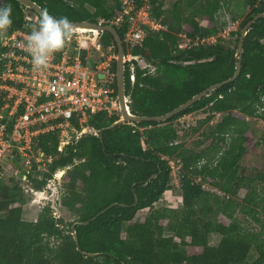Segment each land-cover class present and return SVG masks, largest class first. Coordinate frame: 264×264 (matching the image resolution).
I'll return each instance as SVG.
<instances>
[{"label":"trees","instance_id":"16d2710c","mask_svg":"<svg viewBox=\"0 0 264 264\" xmlns=\"http://www.w3.org/2000/svg\"><path fill=\"white\" fill-rule=\"evenodd\" d=\"M33 1L57 19L101 24H108L123 9L119 0ZM143 1L134 0L136 10ZM221 1L173 0L166 7L163 0H148L151 16L165 29L149 31L142 45L129 51L123 42L126 54L139 56L154 67L150 71L132 59L135 80L131 82L130 62L125 63V95L132 114H164L232 76L240 31L254 15L264 12V0H246L248 13L239 23L233 44L222 38L203 41L220 30L215 13ZM8 6L13 23L6 30L20 28L25 7L17 0L0 1V7ZM113 26L123 40L126 22ZM180 33L196 44L179 47L183 41ZM263 40L264 17L252 23L244 37L239 76L166 121L127 122L100 135L99 130L119 116L106 111L91 113L84 126L96 134L88 132L76 138L74 132L62 150L58 149L60 129L36 135L32 150L43 152L46 167L38 170L33 159V172L27 174L28 190L43 191L53 174L65 169L58 199L61 215L55 217L51 205L45 204L35 220L24 219L23 206L30 199L19 183L2 182L1 167L0 264H264V224L260 218L264 193L254 184L264 188V172L248 177L241 165L251 141L245 134L246 117H264V111L259 112L264 95ZM99 41L117 53L111 33L101 32ZM115 67L113 60L114 73ZM113 86L117 88L116 78ZM200 111L209 113L192 129L194 132L214 114L221 118L209 131H203L213 146L197 152L180 140L178 120ZM70 120L79 131L78 117ZM226 135L231 136L230 141ZM170 159L180 164L182 206L178 209L155 206L171 186ZM203 159L205 162L199 164ZM153 174L156 176L148 180ZM241 188L247 189L242 198L238 196ZM113 203L88 224L75 226L81 250L98 253L81 254L72 236V224L88 220ZM247 216L261 223V228L253 226ZM212 233L219 236L214 245L209 243Z\"/></svg>","mask_w":264,"mask_h":264},{"label":"built area","instance_id":"2783aa9c","mask_svg":"<svg viewBox=\"0 0 264 264\" xmlns=\"http://www.w3.org/2000/svg\"><path fill=\"white\" fill-rule=\"evenodd\" d=\"M119 1L123 9L109 23L126 22L123 41L128 49L142 45L149 31L165 29L146 6L136 10L134 0ZM39 20L28 12L20 28L0 33V168L6 161L28 157L33 138L47 130L60 129L58 149L62 150L64 142L77 131L70 120L74 115L83 130L91 113L119 114L114 73L110 72L108 63L96 64L86 55L90 45L100 48L99 33L73 30L65 47L50 57L48 68L36 71L26 42ZM188 41L191 44V39ZM132 58L135 57L126 55L127 60ZM130 70L133 82L132 64ZM125 99L129 102L128 97ZM57 119L59 121L55 122ZM142 145L144 147V143ZM37 155V160H42L43 152L38 151ZM169 164L173 168L175 163L170 160Z\"/></svg>","mask_w":264,"mask_h":264},{"label":"rangeland","instance_id":"374dc122","mask_svg":"<svg viewBox=\"0 0 264 264\" xmlns=\"http://www.w3.org/2000/svg\"><path fill=\"white\" fill-rule=\"evenodd\" d=\"M1 1V0H0ZM165 2V6L169 7L173 0H163ZM246 0H223L220 3L218 10L215 13V19L220 27V30L217 32L216 35L210 37L208 40H204L207 42H211L216 40L217 38H222L226 41H229L231 44L234 43L236 39V30L239 27V23L248 13V8L246 5ZM151 13L150 3L148 0H144L142 3V7ZM87 7L93 10V7L87 4ZM89 34V33H87ZM178 37L183 40L179 47L184 48L192 44H196V42L190 44L188 38L185 36L184 33L178 34ZM264 41V40H263ZM91 58L94 63H108L107 67H110L113 60L116 58V51L114 47H100L96 49L94 46H89L88 53L86 54ZM138 65L140 67H148L150 71L154 70L152 65H148L145 60L141 57H137L136 59ZM259 112L262 110L259 108ZM208 111H200L196 113L186 114L180 117L178 120V128H179V135L180 140L184 142L187 148L192 149L194 151H201L206 148V146H213L211 139H205L204 136L206 132L209 131L214 125L220 120V114H214L211 117V120L204 123L194 132L192 129L201 124V121L204 120L208 116ZM113 114V113H112ZM247 120V128L245 130V134L251 137V141L249 142V146L246 152L243 154L241 158V165H242V172L248 176L252 177L255 175L256 172H264V117L253 115L246 117ZM91 129V128H90ZM88 132V131H87ZM70 135L71 132H68ZM61 133H59V137ZM227 136V140L230 141L231 136ZM69 137V136H68ZM217 137V136H215ZM68 139V138H66ZM65 139V140H66ZM71 139V138H70ZM227 144H225L226 146ZM63 148V147H62ZM37 152L33 151L29 153L28 157L21 156L19 159L6 161L4 166L2 167V176L1 180L3 183H11L13 180L19 183L23 188H25L24 193L25 196L30 199L27 201L23 206L22 217L26 220H35L37 218L38 212L45 206V204H50L53 210L55 217L61 215V209L58 206V199L61 195V188H60V181L61 177L65 171L57 170L56 173H62L59 177L58 174L48 180L49 182L47 185L42 189L43 192H30L28 190L29 186L27 184V174L33 172V162L35 159L36 162L39 164L37 166L38 170L45 169V165L42 163V160H37ZM205 162V159L201 160L199 164ZM180 166L174 164V167L171 169V186L170 189L165 191L162 195L161 199L155 203L156 207H168V208H180L182 206L181 200V190H180ZM256 186L258 187V191L261 190L264 193V188H260L257 183ZM205 188L209 187L208 185H204ZM27 189V190H26ZM36 191V190H34ZM247 192L246 188H241L238 192V196L242 198ZM147 212H142L141 214L144 215ZM250 218V216H247ZM245 217V219H248ZM261 223L264 224V214L260 215ZM250 223L257 227V229L261 228V223H256L250 218ZM219 236L215 233L210 234L209 236V243L214 245L217 243Z\"/></svg>","mask_w":264,"mask_h":264},{"label":"water","instance_id":"95a60500","mask_svg":"<svg viewBox=\"0 0 264 264\" xmlns=\"http://www.w3.org/2000/svg\"><path fill=\"white\" fill-rule=\"evenodd\" d=\"M21 5H23L25 8L31 9L34 12H36L40 17L43 16V14L47 13L49 14L47 11H45L40 5H38L35 1L33 0H17ZM50 15V14H49ZM52 16V15H51ZM264 17V12H260L256 15H254L252 17V19H250L241 29L240 31V36H239V40L237 43V48H236V52H235V70L234 73L232 74L231 77L214 83L212 85H210L209 87L205 88L204 90L200 91L199 93L193 95L190 99H188L187 101L179 104L178 106H176L175 108H173L172 110L161 114V115H135L132 114L129 110V107L127 106V102L125 99V78H124V62H125V49L123 46V41L121 39V37L119 36V34L117 33V30L115 29L114 26L110 25V24H101V23H95V22H89L86 20H82V21H71L72 25H73V30H77L78 28H91V29H96L97 32H104L107 31L109 33H111V35L114 37L115 43H116V47H117V55L115 58V77H116V86H117V101L119 104V108H120V117L118 120H116L114 123H112L111 125H109L108 127H104L101 128L99 130V133L101 135V133L109 128H112L114 126L123 124V123H127V122H141V121H156V122H163L166 121L168 119H170L172 116L180 113L181 111L185 110L186 108H188L189 106H191L193 103H195L196 101L200 100L201 98L208 96L212 93L213 90L223 86L224 84L230 83L232 81H234L240 74L241 71V59H242V54H243V40L244 37L248 31V29L250 28V26L252 25V23H254L256 20H258L259 18H263ZM100 77H102L103 75H99ZM95 133L96 131L94 129H90V127H84L83 130H81L80 132H77L75 134L76 138H79L82 134L88 133ZM156 174L151 175L149 179L155 177ZM136 196H135V202H136ZM116 203L110 204L108 206H106L105 208H103L102 210H100L95 216L89 218L88 220L82 221V222H74L72 224V229L74 230L72 232V236L75 240L76 243V249L83 255L86 256H96L98 253H94V252H85L82 251L81 248L79 247L78 241H77V236H76V232H75V226L76 225H86L88 224L91 220L95 219L96 216H98L99 214L103 213L104 211H106L108 208H110L112 205H114Z\"/></svg>","mask_w":264,"mask_h":264},{"label":"clouds","instance_id":"9594fccd","mask_svg":"<svg viewBox=\"0 0 264 264\" xmlns=\"http://www.w3.org/2000/svg\"><path fill=\"white\" fill-rule=\"evenodd\" d=\"M28 12L34 13L33 10L25 8V14ZM11 16H12V9L10 6L0 7V31L6 30L7 28L11 27V25L13 23ZM108 24H110V23H108ZM110 25L113 26V24H110ZM98 33H99V37H100L101 32H98ZM72 36H73V25L67 17H61V18L57 19L56 17L51 16L47 13L43 14V16L40 18V20L38 22V27H36L33 31H31V33L28 35V39L26 42V48H27V50H28V52L32 58V64H33L34 69L36 71L46 70L49 66L50 57L55 52L63 49L65 47L66 43L72 38ZM99 43H100V41H99ZM123 46H124V44H123ZM125 46H126V44H125ZM100 47H102L101 43H100ZM84 51H86V50H84ZM128 51H129V49H128ZM86 53H87V51H86ZM127 54H131V53L128 52ZM127 54L125 53L124 67H125L126 62H130V64H129V68H130V65L131 64L133 65V63H131V60L132 59L136 60L138 56H134L131 54L135 58H132L131 60H127L126 59ZM116 55H117V53H116ZM130 74H131V70H130ZM114 75H115V73H114ZM114 78H116V77L114 76ZM134 80H135V76H134ZM115 90H116V97H117V88ZM126 97H128V96H125V98ZM261 101H262L261 110L264 111V95L261 97ZM127 106H128V102H127ZM118 116L120 117V108H119ZM84 127H86V126H84ZM80 131H81V129L79 131L77 130L76 133L80 132ZM142 143H144V142L142 141ZM142 147H143V145H142ZM143 148H145V144H144ZM170 160H173V159H170ZM174 163H175V161H174ZM178 166H180V164ZM55 175H56V173H55ZM33 192H43V191H33Z\"/></svg>","mask_w":264,"mask_h":264},{"label":"bare ground","instance_id":"6f19581e","mask_svg":"<svg viewBox=\"0 0 264 264\" xmlns=\"http://www.w3.org/2000/svg\"><path fill=\"white\" fill-rule=\"evenodd\" d=\"M78 31L81 32V33H83V32H94V33H97L96 29H91V28H78ZM57 174L60 177L62 173H60V172L58 173L57 172L55 176H57Z\"/></svg>","mask_w":264,"mask_h":264}]
</instances>
